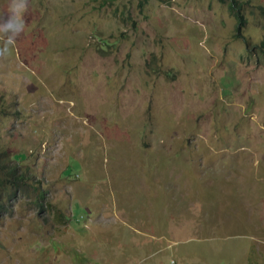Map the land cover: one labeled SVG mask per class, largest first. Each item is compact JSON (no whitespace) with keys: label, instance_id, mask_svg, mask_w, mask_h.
<instances>
[{"label":"rangeland","instance_id":"374dc122","mask_svg":"<svg viewBox=\"0 0 264 264\" xmlns=\"http://www.w3.org/2000/svg\"><path fill=\"white\" fill-rule=\"evenodd\" d=\"M237 1L240 32L230 0H28L0 264H264V0Z\"/></svg>","mask_w":264,"mask_h":264},{"label":"trees","instance_id":"16d2710c","mask_svg":"<svg viewBox=\"0 0 264 264\" xmlns=\"http://www.w3.org/2000/svg\"><path fill=\"white\" fill-rule=\"evenodd\" d=\"M225 1V0H223ZM230 8L233 10L234 16L237 18L240 27L246 22L243 13L241 12V5L237 0H230ZM240 9V10H239ZM261 47L264 48V40L261 42ZM8 159L11 163H9ZM12 156H9L8 151H0V212L5 211L6 196L9 198L8 201L18 196L20 191L28 190L30 184L28 180L30 175L26 172H22L19 168L18 162L12 164ZM34 191L37 195L36 203L40 205L41 208L45 207L46 192L41 189L40 184L33 186ZM5 197V200L2 198Z\"/></svg>","mask_w":264,"mask_h":264},{"label":"clouds","instance_id":"9594fccd","mask_svg":"<svg viewBox=\"0 0 264 264\" xmlns=\"http://www.w3.org/2000/svg\"><path fill=\"white\" fill-rule=\"evenodd\" d=\"M8 7V17L3 23H0V40H3V46H0V57L10 54L17 38L24 31L23 15L28 9V0H10Z\"/></svg>","mask_w":264,"mask_h":264}]
</instances>
